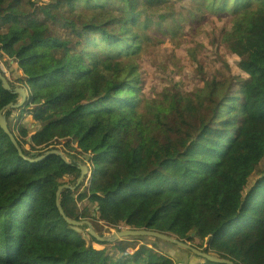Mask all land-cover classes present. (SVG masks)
<instances>
[{
	"label": "trees",
	"instance_id": "1",
	"mask_svg": "<svg viewBox=\"0 0 264 264\" xmlns=\"http://www.w3.org/2000/svg\"><path fill=\"white\" fill-rule=\"evenodd\" d=\"M178 1L53 0L42 12L34 0H0V51L43 123L29 145L44 149L60 129L64 147L89 159L90 190L65 201L69 215L264 264V0H208L231 3L222 44L232 63L214 45L217 68L196 69L192 97L169 92L141 112L140 31ZM73 173L57 158L21 160L0 131V264H185L160 245L89 243L66 227L55 191Z\"/></svg>",
	"mask_w": 264,
	"mask_h": 264
},
{
	"label": "rangeland",
	"instance_id": "2",
	"mask_svg": "<svg viewBox=\"0 0 264 264\" xmlns=\"http://www.w3.org/2000/svg\"><path fill=\"white\" fill-rule=\"evenodd\" d=\"M34 1L37 5L36 10L43 12L53 0ZM215 4L212 5L208 0H180L172 6V13L166 14L164 21L153 25L145 32L140 31L142 30L140 25V51L132 58V64L140 78L141 112L155 111L156 105L164 102L163 99L169 92L174 91L192 97L197 88L193 79L196 69L203 66L205 71L209 69L214 71L217 68L209 67L210 49L214 48V45L217 46L219 54L232 63V57L226 53L222 44L223 35L230 22L234 20L230 9L231 3L226 6H223L222 2ZM17 75L14 69V77L18 78ZM32 111L28 106L26 110L16 115L15 122L13 121L14 133L15 125L19 122L17 130L20 135L16 138L22 146L29 145L35 132L43 128V123H34ZM49 139L55 143L42 149L43 143L38 141L36 143L38 150L35 151H43L55 145L64 146L66 133L54 129ZM69 153L78 155L76 152ZM83 158L89 161L87 157ZM261 170H264V160L256 171ZM255 178L254 174L250 179L251 183ZM73 215L76 216L75 213ZM163 251L176 262H182L175 253L165 248Z\"/></svg>",
	"mask_w": 264,
	"mask_h": 264
},
{
	"label": "water",
	"instance_id": "3",
	"mask_svg": "<svg viewBox=\"0 0 264 264\" xmlns=\"http://www.w3.org/2000/svg\"><path fill=\"white\" fill-rule=\"evenodd\" d=\"M1 55L3 54L0 51V91L6 96V102L0 108L1 133L7 138L21 160L29 164H38L49 158H57L75 171L68 177H62V183L55 191V209L66 227L89 243L96 241L99 244L115 247L124 242H148L176 252L185 264H233L228 260L198 250L170 234L149 229L121 228L94 220L77 219L69 215L65 208V201L68 199L78 201L81 197L88 195L92 165L85 158L69 153L62 145L51 146L43 151H31L29 145L20 144L14 133L13 121L30 105L29 92L27 87L14 77L13 62H8L7 58L4 59Z\"/></svg>",
	"mask_w": 264,
	"mask_h": 264
},
{
	"label": "bare ground",
	"instance_id": "4",
	"mask_svg": "<svg viewBox=\"0 0 264 264\" xmlns=\"http://www.w3.org/2000/svg\"><path fill=\"white\" fill-rule=\"evenodd\" d=\"M4 59H6V57L4 55H1ZM9 62V61H8Z\"/></svg>",
	"mask_w": 264,
	"mask_h": 264
}]
</instances>
